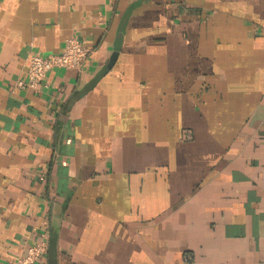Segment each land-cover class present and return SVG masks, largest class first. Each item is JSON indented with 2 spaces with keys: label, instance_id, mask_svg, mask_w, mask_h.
I'll use <instances>...</instances> for the list:
<instances>
[{
  "label": "crops",
  "instance_id": "crops-1",
  "mask_svg": "<svg viewBox=\"0 0 264 264\" xmlns=\"http://www.w3.org/2000/svg\"><path fill=\"white\" fill-rule=\"evenodd\" d=\"M45 223L39 264H264V0H0V264Z\"/></svg>",
  "mask_w": 264,
  "mask_h": 264
},
{
  "label": "built area",
  "instance_id": "built-area-1",
  "mask_svg": "<svg viewBox=\"0 0 264 264\" xmlns=\"http://www.w3.org/2000/svg\"><path fill=\"white\" fill-rule=\"evenodd\" d=\"M88 49L75 37L66 39L58 54L42 56L32 54L28 60L25 79H19L17 89L37 91L48 72L56 69H79L87 60ZM49 224L45 223L37 235V240L29 246L16 264H39L45 258L48 249Z\"/></svg>",
  "mask_w": 264,
  "mask_h": 264
}]
</instances>
